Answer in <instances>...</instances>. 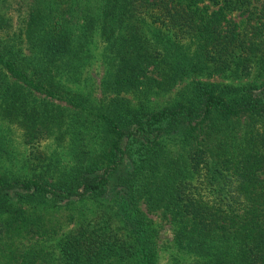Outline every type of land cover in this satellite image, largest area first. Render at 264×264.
I'll list each match as a JSON object with an SVG mask.
<instances>
[{
  "label": "trees",
  "instance_id": "16d2710c",
  "mask_svg": "<svg viewBox=\"0 0 264 264\" xmlns=\"http://www.w3.org/2000/svg\"><path fill=\"white\" fill-rule=\"evenodd\" d=\"M15 143L0 264H55L65 224L59 264H158V211L171 264H264V0H0V161Z\"/></svg>",
  "mask_w": 264,
  "mask_h": 264
},
{
  "label": "rangeland",
  "instance_id": "374dc122",
  "mask_svg": "<svg viewBox=\"0 0 264 264\" xmlns=\"http://www.w3.org/2000/svg\"><path fill=\"white\" fill-rule=\"evenodd\" d=\"M234 18L237 21H241L243 18H239L238 14H233ZM104 44L100 42V40L97 38L96 43L92 45V55L93 59L91 60L88 68H87V75L89 78V82L86 83L85 87H82L81 90L85 93L92 91L96 96L100 98L101 97V83L103 81L104 75H105V66L102 61V54L104 51ZM214 81H220V82H226L229 84H235L238 85L239 81L235 80H226L215 77L212 79ZM249 80H243V83L248 82ZM185 84H182L172 90L167 95H162L159 97H153L151 99V105L153 108L157 109L160 107H163L169 103H172L175 98H177V93L184 88ZM52 150V149H51ZM12 152L14 158L12 159H6L4 161H0V174L2 173H14V174H28L29 167L27 164H25V161L27 159L28 151H25L24 146H22L20 143H15L12 146ZM65 160V158H64ZM144 209H146L145 206H143ZM52 210V208L49 209V211ZM54 213H51L50 216H52ZM151 218L154 220L155 224L160 229V238H159V257H158V264H171L173 256L179 255L181 258L185 259L186 261L192 260L191 256L185 255L182 252L178 250L174 243V232L175 227L172 223H169L165 218L162 212L158 211L156 213H153L150 215ZM66 221V220H65ZM64 221V224H65ZM66 226V227H65ZM65 229L62 230V232H59L57 236L53 239H51L49 242L46 243V250L50 251L52 253L51 261L55 264L60 263V255L57 248V242L62 236L68 232L70 229L68 224L64 225ZM31 245L34 244V241L30 243Z\"/></svg>",
  "mask_w": 264,
  "mask_h": 264
}]
</instances>
